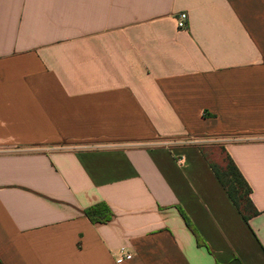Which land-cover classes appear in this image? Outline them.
<instances>
[{
    "label": "crops",
    "instance_id": "obj_1",
    "mask_svg": "<svg viewBox=\"0 0 264 264\" xmlns=\"http://www.w3.org/2000/svg\"><path fill=\"white\" fill-rule=\"evenodd\" d=\"M214 146L251 188L248 221ZM100 204L109 222L87 216ZM120 249L264 264V0H0V264Z\"/></svg>",
    "mask_w": 264,
    "mask_h": 264
},
{
    "label": "trees",
    "instance_id": "obj_2",
    "mask_svg": "<svg viewBox=\"0 0 264 264\" xmlns=\"http://www.w3.org/2000/svg\"><path fill=\"white\" fill-rule=\"evenodd\" d=\"M221 151L224 155V166L220 168L217 165L210 163L208 160L209 164L217 179L227 192L230 200L233 202L243 219L248 221L250 218L258 214V211L255 209L250 199L251 188L231 157L223 148H221ZM205 156L207 157L206 154ZM87 216L94 223H106L111 220L112 213L106 205L100 204L89 209Z\"/></svg>",
    "mask_w": 264,
    "mask_h": 264
},
{
    "label": "built area",
    "instance_id": "obj_3",
    "mask_svg": "<svg viewBox=\"0 0 264 264\" xmlns=\"http://www.w3.org/2000/svg\"><path fill=\"white\" fill-rule=\"evenodd\" d=\"M188 21V15L186 13H181L176 18L177 27L179 29H186ZM133 258V256L125 251L124 249H120L116 256V263L122 264L125 261H129Z\"/></svg>",
    "mask_w": 264,
    "mask_h": 264
},
{
    "label": "rangeland",
    "instance_id": "obj_4",
    "mask_svg": "<svg viewBox=\"0 0 264 264\" xmlns=\"http://www.w3.org/2000/svg\"><path fill=\"white\" fill-rule=\"evenodd\" d=\"M206 155L210 163L217 165L220 168L224 166V155L222 154L221 148L219 146H214L207 149Z\"/></svg>",
    "mask_w": 264,
    "mask_h": 264
}]
</instances>
